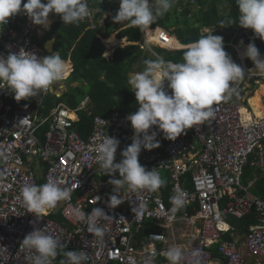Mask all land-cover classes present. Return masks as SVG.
<instances>
[{
    "label": "built area",
    "instance_id": "2783aa9c",
    "mask_svg": "<svg viewBox=\"0 0 264 264\" xmlns=\"http://www.w3.org/2000/svg\"><path fill=\"white\" fill-rule=\"evenodd\" d=\"M105 1L87 0L90 14L82 22H88L91 29L103 31L102 24L112 23L110 16H100ZM43 27L21 13L9 17L7 24L0 25V54L6 57L24 48L40 56L43 47L34 38H40ZM243 32L249 36L248 30ZM101 40L109 46L107 38ZM142 41V47L158 58L161 57L151 43L167 48L174 45L172 36L163 30L143 36ZM113 50L111 45L105 55ZM242 67L245 77L233 84L237 90L244 87L246 80L258 81L259 76H264L254 63ZM7 90L0 89V151L8 157L0 158V264H30L34 253L20 244L34 228L56 237L65 245L63 249L86 252V264H157L159 258L161 264H169L163 253L172 245L180 246L184 252L181 264H188L194 250L201 264L211 263L213 249L224 258L222 264H247L252 257L264 259V199L249 192L240 181L252 154L264 175V116L244 113L241 104L230 99L214 106V118L187 129L188 136L181 134L168 140L153 126L160 146L150 151L142 149L138 159L146 170L155 168L166 185L156 192L132 191L125 185L117 190L123 202L110 209L108 200L116 193L109 180L119 178V174H104L95 148L107 135L115 137L120 141L115 162H120L121 151L132 143L134 135L126 119L130 113L113 108L106 116H94L90 133L83 137L75 124L78 111L87 108L88 96L75 108L58 103L44 113L38 111V106L46 92L27 102H17L6 99ZM44 124L41 136L38 129ZM32 156L45 164L40 184L29 168ZM49 179L69 189L70 196L37 219L26 210L20 192L25 185H42ZM177 191H183L186 199L183 207L173 211L170 197ZM97 196L100 200L95 202ZM135 206H142L141 215L136 217L132 212ZM94 207H101L110 216L99 221L105 231L102 239L89 233L86 223L78 219L79 212L87 214ZM252 211L256 221L242 241L239 236L224 235L233 230L224 215L239 218ZM54 212L60 213L63 221L49 215ZM145 222L156 229L141 232ZM175 224L184 225L182 239L172 238L173 231L168 234L159 229L173 230Z\"/></svg>",
    "mask_w": 264,
    "mask_h": 264
},
{
    "label": "clouds",
    "instance_id": "9594fccd",
    "mask_svg": "<svg viewBox=\"0 0 264 264\" xmlns=\"http://www.w3.org/2000/svg\"><path fill=\"white\" fill-rule=\"evenodd\" d=\"M175 2L176 0H154V3L152 0H120L119 9L112 20L118 24L128 22L129 27H135L144 32L159 17L166 14ZM236 4L239 11L238 25L250 29L253 35L264 40V0H236ZM50 12L59 14L65 25L79 24L90 14L87 0H26L23 3L22 0H0V25L7 24L9 17L21 13L23 17L28 16L33 24L44 26L43 31L50 24ZM219 24L230 26L237 22L232 18H226ZM163 31L169 33L167 30ZM172 38L174 42H178L173 36ZM43 44L40 46L43 47ZM175 47L177 46L174 44L173 48ZM43 52L47 51L43 48ZM50 53L41 57L21 48L17 53L9 52L6 57L0 54V89L6 88L14 93V99L17 102L22 99H34L42 92L46 94L64 92L67 89L66 86L64 85L65 88L60 91L56 84L68 78L73 70L72 65L66 64L63 61L66 59H62L54 49ZM102 55L105 59H110ZM241 56L250 59L255 68L264 72V59L260 58L259 50L254 43H248ZM182 59V63L165 61L162 58L145 59L143 71L132 73L128 78L139 105L134 113L126 117L134 130L132 143L121 151L123 159L120 162H114L120 143L115 137L107 135L95 148L97 163L104 174L112 175L117 171L119 174V178L109 180L116 193L108 200L110 209L116 208L123 202L117 195V190L125 185L132 191L146 190L148 192H156L166 185V181L155 168L146 170L138 159L142 149L150 151L160 146L156 138L157 131L152 130L153 126L163 133L164 138L175 140L187 129L203 125L214 118V106L217 103L230 100L234 94L239 95L233 84L245 77V70L226 52L222 36L202 35L195 42L189 43L187 49L183 51ZM165 82H167L166 86ZM168 90L171 92L169 93ZM46 94L41 95L42 99ZM85 96L89 97L88 94L83 95L79 103ZM29 103L34 106L33 102ZM58 103L65 104L57 102L50 110ZM90 104L89 97L88 110L86 108L83 111L90 112ZM114 108L121 109L119 105ZM75 125L78 129L77 121ZM0 158L6 160L8 157L4 151H0ZM38 180V184L42 183V178ZM20 196L26 210L39 219L45 214L46 209H52L59 201L69 198L70 190L61 188L59 183L49 179L42 185L23 186ZM185 199L186 194L183 191H177L170 197L172 210L177 211L183 207ZM99 200V196L95 197V202ZM141 209L142 206L132 208L135 217L141 215ZM77 215L79 220L86 223L89 233L101 239L105 236L99 221L108 220L110 216L104 209L94 207L90 213L79 212ZM20 246L34 253L29 258L30 264H52V261L60 254L58 249L65 247L56 237L46 234L39 228H34L28 233ZM163 255L169 264H181V261L185 259L184 252L178 245L168 247ZM63 256L65 258L60 261V264H86L89 259L83 250L66 251L63 252ZM188 264H201L197 250L192 252V258Z\"/></svg>",
    "mask_w": 264,
    "mask_h": 264
},
{
    "label": "trees",
    "instance_id": "16d2710c",
    "mask_svg": "<svg viewBox=\"0 0 264 264\" xmlns=\"http://www.w3.org/2000/svg\"><path fill=\"white\" fill-rule=\"evenodd\" d=\"M153 1V0H152ZM218 0H176L174 6L162 17H159L151 26H161L181 38L190 34H195L199 39V29L213 25L215 30L213 33H225L228 38L235 31L243 27L238 25V6L236 0H221L223 8L219 9ZM55 14V13H54ZM190 14V16H189ZM226 18L236 20L237 24L230 26H221L219 22ZM196 23V25L194 24ZM237 29V30H236ZM158 32H156L157 34ZM119 36L128 35L129 40H138L139 29L135 27H127L121 30ZM152 35H155L153 33ZM207 35V33L205 34ZM56 37L53 49L62 59H70L73 70L66 81V90L60 96L48 93L42 99L38 111L48 112L57 102L62 101L70 107H75L83 95L88 94L91 100L89 111H79V121L77 122L78 130L83 137L91 131L92 119L95 115L106 116L110 111L119 105L121 110L134 113L138 109V102L135 99L134 92L128 82V72L143 71L142 67H133L145 59H154L148 52L141 50L137 45H125L114 49L110 59L103 57L104 43L97 35V30L86 27L85 23L65 25L59 14H55V21L52 29L47 34L49 39ZM36 37L34 40L36 41ZM41 43L42 45L46 40ZM248 42L262 46L264 50V40L252 35ZM178 42H174L176 45ZM156 51L161 55L163 60L182 63L183 51L186 49L167 50L165 48L156 47ZM77 82V84H74ZM263 88L262 86H260ZM250 96V101L254 103L252 106L256 116L263 113V109L256 106V101ZM7 100L16 101L14 93L7 90ZM29 99V98H28ZM22 99L21 101H27ZM188 134V133H187ZM250 160V159H249ZM115 162V161H114ZM257 173V178L250 186V191L264 199V176L260 169L246 168V174ZM57 221H63L60 213L54 212L49 214ZM254 212L241 218H230V223L235 229L234 237H243L248 231L250 224L255 223ZM156 229V226L145 222L141 228V232ZM158 229V228H157ZM165 231L164 228H159ZM230 238V236H228ZM71 251L70 249H58L60 253L54 260V264H60L64 259L63 252ZM60 259V261H56ZM162 261L159 258L158 262Z\"/></svg>",
    "mask_w": 264,
    "mask_h": 264
},
{
    "label": "crops",
    "instance_id": "0c3cea01",
    "mask_svg": "<svg viewBox=\"0 0 264 264\" xmlns=\"http://www.w3.org/2000/svg\"><path fill=\"white\" fill-rule=\"evenodd\" d=\"M92 1H95V0H92ZM23 2H26V0H22V3ZM153 3H154V0L152 1ZM191 2H195V0H191ZM119 4H120V0H107V1H105V3H104V5H103V11L101 12V15L100 16H102V15H105V16H110L111 18L116 14V12L118 11V9H119ZM217 4H218V6H219V9H222L223 8V4H222V2H221V0H218L217 1ZM189 16H190V14H189ZM49 21H50V24H49V26L45 29V30H43V31H41V37L44 35V33H49L50 32V30L52 29V27H53V24H54V21H55V14L54 13H49ZM195 25H196V23H194ZM85 25L86 26H89V24H88V22H85ZM101 27L103 28V31H101V29L100 30H98L97 31V34H100L99 36H100V38L101 37H105V38H107L108 39V47H106V44H105V49H104V51H103V54H104V56H106L105 54H106V50L107 49H109L110 47H111V45H113V48L115 49V48H117V47H123V46H125V45H130V44H133V45H137L141 50H143V51H146V52H148L151 56H153L154 57V59L153 60H155V59H157L158 57H156L153 53H151V52H149L146 48H144V47H142V44H143V36H148V35H152L153 33H155L156 34V32H159V31H162V30H167L177 41H178V43H179V40L181 39V38H184V37H187V36H190V35H194L195 36V39L196 40H198V38L196 37V35L195 34H190V35H187V36H183V37H181V38H177V36L175 35V34H173L170 30L171 29H173L174 28V26L173 27H171V29H166V28H163V27H161V26H155V27H153V26H150L147 30H145L144 32H142L141 30H139V38H138V40H129L128 39V35H122V36H119L118 34H119V32L121 31V30H123V29H125V28H127V27H129V23L128 22H122V23H114L113 22V20H112V23L110 24V25H106V24H102L101 25ZM245 28H241L240 30H237V31H235L232 35H230L228 38H225V36H224V34L225 33H213L214 32V30H215V27L213 26V25H211V26H208V27H201L200 29H199V35H205L206 33H207V35L208 34H214V35H220V36H222L223 37V40H224V48L225 49H227V45H230L229 47H233L234 49H237V53H236V59H237V61H236V63L237 64H239V65H243V64H246V65H249V64H252L253 62L250 60V59H248V58H246V57H242L241 56V54H240V50L234 45V41L237 39V38H239L240 36H242L243 38H244V40H246V43H247V45H248V39H249V37L250 36H252L253 34L250 32V29H246V30H248L249 31V36L247 37L246 36V34H244V32H243V30H244ZM53 37V36H52ZM55 37V36H54ZM47 38V37H46ZM45 38V39H46ZM46 40H48V39H46ZM45 40V41H46ZM55 40H56V37H55ZM44 41V42H45ZM55 43V42H54ZM176 44V46L177 47H175V48H173L174 47V45L171 47V48H167V47H165V46H158V45H155L154 43H151V47H152V49L154 50V48H156V47H160V48H165V49H167V50H175V49H187V47L189 46V44ZM246 45V46H247ZM257 45V44H256ZM245 46V47H246ZM262 47V46H261ZM240 52H239V51ZM155 51V50H154ZM113 52H114V50L110 53V55H107L106 56V58H111L112 57V55H113ZM157 52V51H156ZM158 53V52H157ZM159 54V53H158ZM262 56V55H261ZM261 56H260V58H261ZM160 57H161V55H160ZM162 58V57H161ZM163 59V58H162ZM239 59H241L240 61H239ZM66 64H68L69 66H71L72 65V63H71V61H70V59H66V60H63ZM131 72H139V71H131ZM129 73V72H128ZM66 80V79H65ZM253 82H254V80H253ZM255 84H260V81H257V82H254ZM74 84H77V82H75ZM64 85L66 86V81H64V82H60V83H57L56 84V87H57V89H61L60 91H62L65 87H64ZM246 87H247V89H249L250 87L247 85V83H245L244 84V87H242V88H240V89H238V93H239V95L237 96V95H233L232 96V98H231V100H237L240 104H241V106H242V108H243V111H244V113H248V114H250V115H253V116H256L255 115V113H254V111H253V108H252V106L250 105V103H249V100H250V97H249V100H248V105L246 106L244 103H243V101L245 100V98H244V96L242 97V94H243V92L246 90ZM56 96H60L61 95V93H58V92H56V93H54ZM260 100H261V102L264 104V96L263 95H261L260 96ZM59 102H62V101H59ZM260 109H262V108H260ZM260 116H264V111H263V113L260 115ZM183 134H186L187 136H188V134H187V130L185 131V133H183ZM251 158H252V161H251V164L253 165V167H255V168H257V169H260L259 167H258V165L256 164V155L255 154H252V155H250V160H251ZM249 162V161H248ZM247 162V163H248ZM246 163V164H247ZM245 164V165H246ZM261 171V170H260ZM263 175V174H262ZM264 176V175H263ZM256 178H257V176H256ZM256 178H253V179H251V180H249L245 185L243 184V186H247V188L250 190V186L254 183V181L256 180ZM188 183V182H187ZM192 210H194V207L192 208ZM181 226V227H180ZM179 226V224H175V228L173 229V230H171V228H167V229H165V232L167 231V233L168 234H171V232L173 231V235H172V238H178V239H182L183 237V233H185V232H183L184 231V225H180ZM229 233V231H227V232H225V234L224 235H230V234H228ZM175 238V239H176ZM239 238V240L240 241H242L243 240V238H244V236L243 237H238ZM252 258H254V257H252ZM252 258H248V260H247V264H256L255 262H257V261H264V259L263 258H260V259H257L254 263L251 261V259ZM223 261H224V258L222 257V256H220V254H218L217 252H216V250L215 249H213V256H212V261H211V263L210 264H222L223 263Z\"/></svg>",
    "mask_w": 264,
    "mask_h": 264
},
{
    "label": "rangeland",
    "instance_id": "374dc122",
    "mask_svg": "<svg viewBox=\"0 0 264 264\" xmlns=\"http://www.w3.org/2000/svg\"><path fill=\"white\" fill-rule=\"evenodd\" d=\"M46 37H47V33H44V35L40 39H36V41H38L39 43H41L43 41V39L46 38ZM242 38L243 37L240 36L239 38H237L234 41V45L241 51L240 52L238 50L240 52V54L243 52L242 50L244 49V47L242 48V46H241V42L243 43ZM227 46H228L227 49H225L226 52L229 53L231 55L232 59L234 60V62H236L237 61V59H236L237 49H234L233 47H229L230 45H227ZM154 50L156 51L155 48H154ZM50 54H51L50 52H43L40 56L42 57V56L50 55ZM240 60L241 59H239V61ZM142 66H143V63L142 62H139L138 64H134L133 65V67H142ZM253 80H254V78L246 80V83H247V85L250 88L247 89V87H246V90L242 94V97L244 96V98H245V100L243 101V103L247 106L248 105L247 102L249 100V97L254 94L253 98L256 101V106L258 108H262L264 110V104L260 100V96L261 95L264 96V87H263L264 86V76L261 75V76L258 77V81H260V84H255L253 82ZM61 82H63V80ZM260 86H262L263 88H261ZM249 103H250L251 106L252 105L254 106V103H252L250 100H249ZM251 116H253V115H251ZM44 129H46V124H44L43 126H41L38 129V134L42 136V131ZM251 161H252V158H251V160H249V162L243 168V175L241 177V184L242 185L243 184L245 185L249 180H251L253 178H256L257 173L246 174V168L247 167L254 168L253 165L251 164ZM44 166H45V164L43 162H41L40 159L37 156H32V158L29 161V168L34 172V174H35V176H36L37 179L43 177V169H44ZM161 173L162 174H165L164 172H161ZM93 179H95V177H93ZM230 218H233V217L230 216V215H224V220L226 222H228L229 225H231ZM228 234H230L229 236L234 237V234H235L234 227H233V230L229 231ZM257 259H260V258L259 257H254V258L251 259V261L254 263ZM56 261H60V259H56ZM161 262L162 261L158 262L157 264H161Z\"/></svg>",
    "mask_w": 264,
    "mask_h": 264
},
{
    "label": "water",
    "instance_id": "95a60500",
    "mask_svg": "<svg viewBox=\"0 0 264 264\" xmlns=\"http://www.w3.org/2000/svg\"><path fill=\"white\" fill-rule=\"evenodd\" d=\"M196 39H195V36L194 35H190V36H187V37H184V38H181L179 40V44H189V43H192V42H195ZM54 42H55V37H51L49 38L48 40H46L43 44V48L45 51L47 52H51L53 50V45H54ZM258 50H259V53H260V56L262 55L263 53V48L260 46V45H255ZM134 72H129L127 75H128V78L130 76V74H132Z\"/></svg>",
    "mask_w": 264,
    "mask_h": 264
},
{
    "label": "bare ground",
    "instance_id": "6f19581e",
    "mask_svg": "<svg viewBox=\"0 0 264 264\" xmlns=\"http://www.w3.org/2000/svg\"><path fill=\"white\" fill-rule=\"evenodd\" d=\"M242 41H243V43H241V46H242V48L244 47V49H245L246 48L245 46L247 45L246 40H244V38H242ZM244 49L242 51H244Z\"/></svg>",
    "mask_w": 264,
    "mask_h": 264
}]
</instances>
